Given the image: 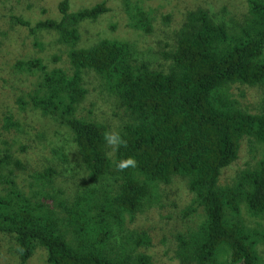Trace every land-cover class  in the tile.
<instances>
[{
	"label": "trees",
	"instance_id": "obj_1",
	"mask_svg": "<svg viewBox=\"0 0 264 264\" xmlns=\"http://www.w3.org/2000/svg\"><path fill=\"white\" fill-rule=\"evenodd\" d=\"M58 10L60 19L35 25L14 19L32 35L55 32L69 48L74 71L49 69L40 58L19 60L18 72L37 74L39 82L28 93L29 101L19 98L18 103L71 131L92 182L116 178L100 190L80 189L67 200L60 197L65 195L61 189L49 194L57 174L49 168L31 176L27 194L17 181L27 166L5 147L0 156V233L15 237L20 264H28L40 247L48 264H151L150 255H132L113 242L125 219L133 221L143 211L153 185L169 184L175 176L184 178L194 195L187 215L198 207L205 215L197 230L177 237L180 264H261L264 232L245 224L241 205L253 217L264 216V0H250L244 24L233 30L204 9L189 12L175 51L167 55L172 62L166 73L138 64L128 41L103 39L89 48L77 47L81 24L108 13L105 3L72 12L70 1L62 0ZM125 10L130 26L153 32V18L141 5L129 0ZM86 70L97 73L129 114L120 132L127 146L115 149L113 158L104 140L107 127L77 116L87 95ZM237 83L263 89L260 113L251 114L230 99L228 88ZM4 120V130L21 131L11 113ZM245 138L262 146V157L237 182L221 186L223 171L239 158ZM127 157H134L137 166L118 171L116 164ZM133 242L148 245L149 238L143 234Z\"/></svg>",
	"mask_w": 264,
	"mask_h": 264
},
{
	"label": "rangeland",
	"instance_id": "obj_2",
	"mask_svg": "<svg viewBox=\"0 0 264 264\" xmlns=\"http://www.w3.org/2000/svg\"><path fill=\"white\" fill-rule=\"evenodd\" d=\"M61 1L0 0V156L5 147H11L15 157L27 166L25 171L18 173L17 179L27 194L30 193L31 176L52 168L57 174L52 183L54 190L49 194L54 196L61 189L65 195L60 197L71 200L78 190H100L103 185L112 184L116 176L108 175L101 182H92L71 131L31 105H27L26 110L20 107L19 98L29 101L28 93L37 86L39 77L37 74L19 73L15 66L19 60L40 58L49 69L62 68L70 75L73 73L69 48L58 42L55 32L43 31L32 35L27 27L17 24L14 19L19 17L34 25L42 20H58L61 18L58 10ZM69 1L72 12L100 3L109 8V12L98 20L81 24L78 48H89L103 39L128 41L136 50L138 64H147L150 69L165 73L172 62L167 55L175 51L177 33L189 12L204 9L233 30L244 24L250 10V0H131L153 18V32L145 33L130 26L125 10V2L129 0ZM84 86L87 95L78 106L77 116L103 124L108 131L120 133L129 121L127 111L94 71H85ZM228 93L240 108L251 114L261 112V87L237 83L228 88ZM9 113L20 122V132L3 129L4 119ZM107 150L113 158L115 149L107 145ZM262 151V146L252 139L242 140L239 158L223 171L220 185H232L244 172L253 170L262 157ZM193 199L186 180L180 176H175L169 184H154L143 211L133 221L125 219L113 243L119 248L126 247L132 255H150L151 264H180L176 255L177 237L197 230L205 218L202 207L187 215ZM241 214L248 227L264 232V216H251L245 204L241 205ZM143 234L147 235L149 243L137 246L133 241ZM259 255L261 264H264V241L259 246ZM0 264H20L13 235L0 233ZM28 264H48L45 249L37 248Z\"/></svg>",
	"mask_w": 264,
	"mask_h": 264
},
{
	"label": "clouds",
	"instance_id": "obj_3",
	"mask_svg": "<svg viewBox=\"0 0 264 264\" xmlns=\"http://www.w3.org/2000/svg\"><path fill=\"white\" fill-rule=\"evenodd\" d=\"M104 140L106 144L113 149H119L120 147H126L127 141L118 132L108 131L104 133ZM137 166V161L134 157H127L120 160L116 164V169L118 171H124L129 168H135Z\"/></svg>",
	"mask_w": 264,
	"mask_h": 264
}]
</instances>
